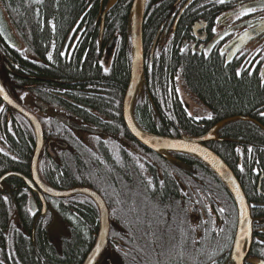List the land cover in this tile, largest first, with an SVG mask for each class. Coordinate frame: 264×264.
<instances>
[{
  "label": "flooded vegetation",
  "instance_id": "af4514ba",
  "mask_svg": "<svg viewBox=\"0 0 264 264\" xmlns=\"http://www.w3.org/2000/svg\"><path fill=\"white\" fill-rule=\"evenodd\" d=\"M167 3L169 8L167 16L160 23L155 37L152 38L149 46L146 47L143 44L144 69L142 80L134 95L132 104V114L137 125L143 129L137 121L136 113L138 109L141 114L143 108L150 107L152 110H156L157 105L162 104V100L155 99L156 102H153L154 100L150 96L148 97L147 91L149 92L150 89L154 88L160 90L161 93L163 87L146 85L147 83L144 80L147 74L146 68L149 69L150 66L154 65V57L156 58V65L162 57L172 59L175 55L180 56L183 53L192 58L198 57L204 60L218 58L222 66H230L234 69L238 78H241V76L255 77L263 93V103L257 107L252 115L244 116V119L253 120L252 125L248 123L253 126L260 117L264 118V31L252 37L248 43L232 55L228 49V45L233 40L241 35L251 33L255 29L256 23L264 21V0H224L223 3L220 0H167ZM249 6L254 8L255 11L247 12ZM245 12L247 14L242 15ZM188 16L190 19L186 22L185 17ZM103 32L104 23H101L100 36L93 48L94 54L92 53L93 66L98 65L99 62V65L106 72H112L115 64H117V55L115 54V58L112 55L108 59L107 46L111 39L103 40ZM80 38H82L81 30L63 49L65 59L60 60L62 63L68 64L71 60L74 62L75 58H78L80 54L78 41ZM4 57L1 59L2 77L8 93L16 102L33 114L41 126L42 141L37 164L41 179L56 190L66 191L74 188L93 190L102 197L108 208L110 224L107 245L96 264H108V262L118 264L117 257L122 259V264H128V261L131 264H233L231 252L236 227L233 235L230 236L229 242L226 240L224 245H220L218 251L213 249L212 226L214 224L218 225L217 221L219 219L218 214L212 210L211 195L204 194L200 187L197 189L196 170L193 166L184 163L178 164L177 156L180 154L197 157L173 151L154 152L141 145L127 128L124 118V99L131 77L132 46L129 63L127 64L129 73L122 87L116 85L102 86L99 83L88 85L81 81L70 82L69 85H64V83L62 85L39 84L31 78L35 75H25L19 68L15 69V72L11 71L7 57ZM52 57V53H50L46 57L47 62L39 60V66L50 67ZM29 59L38 60L34 55L30 56ZM30 63L36 65L33 62ZM10 72H12V76L9 75ZM111 72H109V75ZM169 79L171 84L168 86L167 98L171 94L174 95L175 92V96L177 95L182 101L185 97H189L190 101L192 98L205 108V110L201 109L200 112H196L195 108L192 109L190 102L183 103V106L189 110L188 115L192 118L194 125L196 122L212 120V117H214L212 111L193 95L187 94L180 75L175 73L173 78L170 76ZM166 101L167 105L168 102ZM1 102L3 105L0 107V113L2 110L7 112L8 120L10 117L15 118L12 112L8 111V108L11 109L22 118L19 121L16 119L22 125V129L27 133L29 129L32 132L31 139L29 136L27 144L28 147L32 146L31 156L28 162L22 163L23 168L27 167L26 170L19 172L17 169L11 168L0 174V178L7 173L15 172L19 174L8 176L1 182L0 192L6 194L5 199L1 197L2 200H9L11 198L9 195H12L13 192L19 194L18 188L21 187L25 191L23 193L27 196L32 214H36L37 219L45 217L44 222L45 227L48 228V239L54 241L57 235H66L69 232L67 224L59 221L61 218H58L59 213L54 209V200L81 197L82 200L77 204V209L82 206L91 207L93 205L95 207L98 216L97 231L90 228L89 225L82 227L79 213L78 221L76 220L79 223L74 222L73 226L70 225V230L73 235H90L96 238L100 221L96 204L84 194L55 198L47 196L38 188L39 186L32 180L31 172L32 158L38 144L33 126L27 118L3 101ZM179 104L177 100L171 106L175 108ZM209 116H211V119H209ZM61 117L76 123L79 128L60 121ZM224 121L226 122V120ZM221 122H214L213 125L207 127L201 125V128H203L201 133L182 134L179 137L158 135L143 130L153 135L177 139L182 137L198 138L211 132L208 135L209 139L203 143V146L215 154H217L215 151L217 148L225 155L229 162L217 154L234 173L249 205H259L251 207V210L256 208L264 210V143L260 144L258 138L252 140L251 145H243L238 138L236 140L226 134L227 127L231 125L221 124ZM256 125L254 126L257 127ZM210 146L214 147L215 150ZM77 147H81V150L76 151L74 148ZM73 149L74 151H72ZM145 150L153 154L148 155ZM71 152L78 156V180L71 187L58 188L46 179L47 171L54 170L51 166V164L55 165L54 162H64V156L65 158L73 156ZM228 152H231V158ZM0 157L17 164L21 162L19 157L8 155L5 151L1 152ZM163 161L168 165H162ZM203 164L208 170L204 174L210 180L212 170L205 163ZM250 170L253 173V179L260 173V176L255 180L252 179L253 192H250L247 188ZM212 173L214 174L213 171ZM13 177H19L22 184H10L8 179ZM25 178L31 179L32 184H28ZM168 180L173 184L172 187L178 195V203L185 214V217L178 218L174 222V226H176L175 234L181 236L183 230H186V232L183 233L182 239L185 244L182 247L179 246V257L177 255L178 248H173L174 257H168L164 261L159 251L161 241H159V238L156 239L155 232L158 236L162 235L160 229L163 228L165 214L166 218H169L170 213H164V217L162 213L158 215L162 221L160 224L157 216L142 220L139 217V212L143 209L149 210V208L151 212L154 206H149L150 202H154L157 205L156 208H160L163 212L158 201L159 198H154L152 193L162 191L164 183ZM225 188L227 189L226 186ZM18 197L11 200L15 204V212L12 213V218L6 224L7 228L0 229V264H26L20 259L18 253L21 244L26 242L19 233L23 232L30 236L31 242L28 243H30L31 248L38 247L37 245L34 246L36 242L35 223H33L30 234H27L21 228L18 209L21 196ZM166 208L169 210L168 207ZM63 210L62 213L67 216V213H64ZM49 215L48 219L47 216ZM251 216L253 219L252 237L244 264H253L251 263L252 259L264 261V217H258L252 212ZM120 220L123 223H120ZM132 222H135V227H133ZM24 223L30 225L32 222L24 220ZM45 231L46 229L43 228V232ZM94 231H96V234ZM136 231L141 233L140 239H133L137 235ZM168 237L169 235L166 236V238ZM95 241L96 239L94 244ZM138 242L141 243L143 250L154 248L155 251L150 258L151 260L148 259L147 253L139 260L132 257L133 249L138 246ZM168 243L167 241L166 244L164 243L161 246L162 252H171L172 248L169 247ZM213 250L215 252L212 254ZM199 251L202 253L197 255L196 252ZM206 253H209V256H206ZM176 257L178 258L174 259Z\"/></svg>",
  "mask_w": 264,
  "mask_h": 264
},
{
  "label": "trees",
  "instance_id": "16d2710c",
  "mask_svg": "<svg viewBox=\"0 0 264 264\" xmlns=\"http://www.w3.org/2000/svg\"><path fill=\"white\" fill-rule=\"evenodd\" d=\"M132 3L133 0H0V5L15 35L21 42L20 48H12L6 46L0 39V58L7 57L8 66L13 72L19 68L25 75H35V77L31 78L39 84L62 85L64 83V85H69L70 82L81 81L88 85L99 83L102 86L116 85L122 87L129 73L127 64L129 63L131 50L130 20ZM168 10L167 0L146 1L142 29L143 44L146 47L150 45L152 38L155 37L156 31L160 23L166 18ZM185 19L187 22L190 18L188 16ZM101 23H104L103 40L117 39L113 51V58H115V54L117 55V64H115L112 72H106L99 65V62L98 65L93 66V48L100 36ZM79 30L82 31V38L78 41L80 47L78 58H75L74 62L71 60L68 64L62 63L60 60L65 59L63 49ZM50 53L53 56L51 66L48 68L45 66L40 67V61L47 62L46 57ZM32 55L36 56L38 60H30L29 57ZM82 59H84L83 62H81ZM155 62L156 58L154 57V65L150 66L149 69L146 68L147 74L144 80L147 83L146 85L163 87L161 93L159 92L160 90L154 88L150 89L149 92L147 91L148 97L150 96L154 100L153 102H156L155 99L158 101L162 100V104L157 105L156 110H152L150 107L143 108L141 114L140 110H137V121L143 129L158 135L179 137L182 134H199L203 129L201 125L207 127L213 125L214 122L226 120L225 123L231 125L227 127L226 134L229 137L236 140L238 138L243 145H251V141L258 138L260 144L264 143V118L260 117L259 119L263 127H255L254 125L253 127L251 123L249 125L239 118L252 115L257 107L263 103V93L255 77L241 76V78H238L234 69L230 66H222L218 58L204 60L198 57L192 58L186 53L180 56L175 55L172 59H164L162 57L160 61H157L156 65ZM109 72H111L110 75ZM175 73L180 75L187 94L193 95L212 111L214 117H212L211 121L196 122L194 125L192 118L183 106V101L177 95L175 96V92L174 95L171 94L170 97H166L168 86L171 84L169 77L173 78ZM9 75L12 76V72ZM177 100L180 104L174 108L171 104H174ZM165 101L168 102L167 105ZM2 105L3 103L0 101V107ZM8 111H11L15 118L10 117L8 120L7 112L2 110L0 113V154L5 151L8 155L19 157L21 162L17 164L0 157V174L11 168L17 169L19 172L26 170L25 168L27 167L23 168L22 163L29 161L32 151V146L28 147L27 145L29 136L31 139V130L29 129L28 133L30 134H28L27 131L22 129V125L16 121V119L18 121L22 119L20 115L9 108ZM74 149L79 151L81 147ZM145 151L148 155L153 154L148 150ZM215 151L224 160H228L219 149L216 148ZM71 153L73 156L69 158L64 156V162H54L55 165L51 164L54 170L47 171L46 179L58 188L71 187L78 180V156L74 155V152ZM230 153L228 152L231 158ZM177 159L179 160L178 164L184 163L194 167L196 170L197 189L200 187L204 194L208 193L211 195L212 210L218 214L219 219L217 221L219 226L217 224L212 226V244L213 249L218 251L220 245H224L226 240L229 242L230 236L234 233L237 219L235 203L225 186L212 171L210 180L207 179V175L204 173L208 172V170L197 158L180 154ZM162 165L168 164L163 161ZM249 175L250 179L247 188L250 192H253V173L251 170ZM258 176H260V173L257 174ZM257 177H254L253 180ZM8 182L10 184H22V180L19 177L9 178ZM172 186L173 184L168 180L164 183L162 191L159 190L157 193H152L154 198H159L158 201L162 206L163 212L160 208H156L157 205L154 202L148 203L149 206H154L151 212L150 208L139 212V217L142 220L157 216L160 224L162 221L158 215L162 213L164 217V213H170L169 218H166L165 214L163 228L160 229V234L162 235L158 236L155 232L156 239L159 238V241H161L159 251L164 261L168 257H174L173 248L185 244L182 239L186 230L182 228L183 233H181V236L175 234L176 226H174V222L178 218L185 217V214L181 210L177 200L178 195ZM18 192L19 194L13 192L12 195H9L11 198L5 201L2 198L5 199L6 194L0 192V200H2L0 201V229L7 228L6 224L12 218V213L15 212V204L11 200L14 197L21 196L18 202L21 228L27 234H30L33 223H35L36 242L34 246L37 245L38 247L35 249L31 248L30 243H28L31 242L30 236L23 232L19 233L26 241L18 249L20 259L26 264H82L96 238L90 235H73L70 225L73 226L74 222L79 223L77 222L79 213L81 226L87 227L89 225L90 228L96 230L98 216L94 209L95 207L91 205V207L82 206L77 209V204L82 200L81 197H69L65 198V200L55 199L53 202L54 209L61 216L57 215L59 219L61 218L59 221L67 224L69 232L66 235H57L55 237L56 240L49 241L48 228L47 226L45 227L44 222L45 217L37 219L36 214H32L29 208L27 196L23 193L25 191L20 187ZM219 209H223V211L221 212ZM62 210L67 213V216L62 213ZM251 212L258 217H264L263 209H252ZM49 217L50 215L47 216L48 219ZM24 220H30L32 223L29 225L24 223ZM120 221V223H123L122 220ZM132 224L135 227V222H132ZM43 228L46 229L45 232H43ZM157 228L159 229V227ZM96 231H94L95 234ZM136 233L137 235L133 239H140L141 233L139 231H136ZM167 235H169L168 238H166ZM167 241L172 250L171 252H162L161 246L164 243L166 244ZM137 245L133 249L132 257L139 260L140 257L143 258L145 253H147L148 259L151 260V256L154 255V248L143 250L140 242ZM215 250H213L212 254ZM179 252L177 251L178 257ZM196 253L198 255L202 252ZM205 255L209 256V253ZM117 258L119 260L118 264H122V259L120 257ZM127 263L131 264L129 261Z\"/></svg>",
  "mask_w": 264,
  "mask_h": 264
},
{
  "label": "water",
  "instance_id": "95a60500",
  "mask_svg": "<svg viewBox=\"0 0 264 264\" xmlns=\"http://www.w3.org/2000/svg\"><path fill=\"white\" fill-rule=\"evenodd\" d=\"M147 0H133L131 6V20H130V36H131V46H132V62H131V77L129 86L124 99V118L133 137L140 142L146 148L160 153L162 151H173L180 153H187L194 155L200 161L205 163L218 177V179L227 187L228 191L232 195L236 209H237V226L236 233L233 242V248L231 252V260L233 264H244V259L249 250L252 237V216L251 207H256L257 204L249 205L245 194L240 186L238 180L236 179L230 168L222 161L213 151L203 146V143L209 139L208 135H204L198 138H168L161 137L157 135L150 134L143 129H141L135 122L132 114V104L134 95L141 83L143 74V41H142V27L144 20V11ZM264 31V21L256 23L255 29L246 35H241L240 37L233 40L229 45V53L232 55L248 43L252 37L260 34ZM0 37L4 43L9 47H20V42L15 36L11 25L6 19L4 12L0 6ZM117 39H111L107 46L108 59L113 54L115 44ZM0 100L6 105L23 115L35 131V136L37 140V147L32 158L31 172L32 180L36 182L39 186L38 188L47 196L60 198L65 196H70L74 194H84L88 196L97 206L99 211V232L96 238L95 244L92 249L84 259L82 264H96L101 253L107 245L108 231H109V211L102 199V197L93 190L74 188L66 191L56 190L46 184L40 177L38 172V158L41 150L42 141V130L37 118L22 107L18 102H16L6 90L3 79L1 76L0 67ZM60 121L69 124L72 127L79 128V125L69 121L65 117H61ZM195 149V150H193ZM19 175L15 172L7 173L0 178L1 182L8 176ZM28 184H32L31 179L25 178ZM33 206V205H32ZM99 247V250H98ZM253 264H264V261L252 259ZM108 264H111L108 262Z\"/></svg>",
  "mask_w": 264,
  "mask_h": 264
},
{
  "label": "bare ground",
  "instance_id": "6f19581e",
  "mask_svg": "<svg viewBox=\"0 0 264 264\" xmlns=\"http://www.w3.org/2000/svg\"><path fill=\"white\" fill-rule=\"evenodd\" d=\"M189 103L190 102V98L189 97H185L184 99H183V103ZM185 109L187 110V112L189 111L186 107H185ZM240 119H243L242 121L243 122H247V123H251V122H253L254 123V121L253 120H250V119H244V117H239ZM222 123H225V121L224 122H221V124ZM252 124V123H251ZM257 124V125H256ZM254 125H256V126H258V127H263V125H262V122H260V120H257V122H255V124ZM217 155V154H216ZM218 156V155H217ZM219 157V156H218ZM220 158V157H219ZM221 159V158H220ZM222 160V159H221ZM223 161V160H222ZM231 170V169H230ZM232 171V170H231ZM234 174V173H233ZM237 179V178H236ZM239 182V181H238ZM240 184V183H239ZM241 186V185H240ZM234 200V199H233ZM235 203V202H234ZM257 206H259L258 204H257ZM256 206V207H257ZM232 248H233V246H232Z\"/></svg>",
  "mask_w": 264,
  "mask_h": 264
},
{
  "label": "rangeland",
  "instance_id": "374dc122",
  "mask_svg": "<svg viewBox=\"0 0 264 264\" xmlns=\"http://www.w3.org/2000/svg\"><path fill=\"white\" fill-rule=\"evenodd\" d=\"M0 62H1V61H0ZM1 66H2V65H1ZM186 96H187V95H186ZM190 104H191L192 109L195 108V111H196V112H198V111L200 112L201 109H204V110H205V108H204L201 104H198V103H197L194 99H192V98H191ZM197 105H198L199 107H198ZM181 235H182V234H181ZM176 246H177V244H176ZM179 246L182 247V245H178V247H179ZM178 247H177V248H178ZM180 247L178 248V250L180 249ZM179 251H180V250H179Z\"/></svg>",
  "mask_w": 264,
  "mask_h": 264
},
{
  "label": "snow or ice",
  "instance_id": "6c2138e0",
  "mask_svg": "<svg viewBox=\"0 0 264 264\" xmlns=\"http://www.w3.org/2000/svg\"><path fill=\"white\" fill-rule=\"evenodd\" d=\"M220 2L221 3H223L224 2V0H220ZM252 11H255V9L254 8H252V7H248L247 8V12H252ZM247 12H245V13H242V15H246L247 14ZM239 18V17H238ZM50 59H51V57H49ZM239 74V73H238ZM3 91V89H0V92H2ZM209 119H211V116H209ZM193 150H195V149H193ZM219 211H223V209H219ZM98 250H99V247H98Z\"/></svg>",
  "mask_w": 264,
  "mask_h": 264
}]
</instances>
